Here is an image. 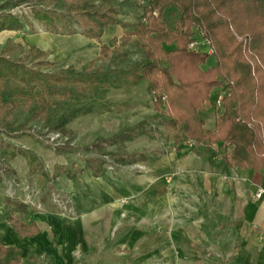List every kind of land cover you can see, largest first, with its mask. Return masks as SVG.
Here are the masks:
<instances>
[{
    "label": "trees",
    "instance_id": "trees-1",
    "mask_svg": "<svg viewBox=\"0 0 264 264\" xmlns=\"http://www.w3.org/2000/svg\"><path fill=\"white\" fill-rule=\"evenodd\" d=\"M136 1H141V13L133 22L122 20L116 6L96 0H37L30 16L0 5V32L23 31L31 25L30 17L54 32L61 16L52 7L67 9L89 40H100L109 27L122 29L113 38L117 45H101L99 55L81 71L71 66L46 71L50 53L34 44L8 39L0 45V121L22 104L59 129L91 112L95 99L110 89L145 82L167 141L192 143L193 150L206 148L212 156L221 154L228 165L264 168V0ZM197 40L203 44L190 49ZM130 45L140 51V60L118 68L98 65L112 58L111 50L118 53ZM205 45L210 54L202 51ZM209 56L215 62L203 68ZM209 107L220 111L212 130L204 127L201 116ZM17 154L34 167V155L19 149L10 157ZM57 173L70 174L62 168ZM30 214L23 201L4 199L2 216L21 236L37 232L33 220L26 222ZM0 264H22V251L0 241Z\"/></svg>",
    "mask_w": 264,
    "mask_h": 264
},
{
    "label": "crops",
    "instance_id": "crops-1",
    "mask_svg": "<svg viewBox=\"0 0 264 264\" xmlns=\"http://www.w3.org/2000/svg\"><path fill=\"white\" fill-rule=\"evenodd\" d=\"M70 182L77 217L31 212V236L5 219L23 238L50 231L75 246L82 237L85 251L101 254L51 264H264V197H255L264 168L228 165L221 154L169 141L147 160L81 169Z\"/></svg>",
    "mask_w": 264,
    "mask_h": 264
},
{
    "label": "rangeland",
    "instance_id": "rangeland-1",
    "mask_svg": "<svg viewBox=\"0 0 264 264\" xmlns=\"http://www.w3.org/2000/svg\"><path fill=\"white\" fill-rule=\"evenodd\" d=\"M96 2L116 6L119 17L127 22L135 21L141 13V1ZM0 5H8L7 11L12 13L30 16L37 0H0ZM51 11L61 16L56 19L57 30L51 32L30 17L32 23L23 31L0 32V45L8 39L34 44L50 53L51 64L46 71H62L70 66L81 71L99 55L101 45H117L113 38L122 34L120 27H109L100 40H89L83 36L78 20L67 9L52 7ZM68 29L74 33H69ZM205 46L202 51L210 54V49ZM110 56L112 58L97 61L98 65L126 67L141 59L140 51L134 45L120 48L118 53L111 50ZM214 62V57L209 56L203 68ZM211 96L214 100L213 93ZM95 103L91 112L75 116L59 129L39 120L22 104L10 117L0 121V229L5 226L4 230L1 229L0 241L22 251V264H51L52 259H99L101 254L97 248L85 251L82 237L75 246H70L68 237L62 239L50 231L31 238L19 236L2 216L6 197L23 201L33 214L51 211L65 219H73L78 215L72 197L73 187L77 185L70 180L81 169H97L103 165L112 170L118 165L129 166L133 160H147L167 148L169 141L165 139L162 116L156 114L145 82L112 88L96 98ZM219 114L220 111L211 107L201 113L204 127L212 130ZM19 149L36 157L33 168L20 154L10 157L12 151ZM59 168L67 169L70 174H58ZM31 254L32 258L29 257ZM93 255L97 256L94 258Z\"/></svg>",
    "mask_w": 264,
    "mask_h": 264
},
{
    "label": "built area",
    "instance_id": "built-area-1",
    "mask_svg": "<svg viewBox=\"0 0 264 264\" xmlns=\"http://www.w3.org/2000/svg\"><path fill=\"white\" fill-rule=\"evenodd\" d=\"M201 44H203V43H202V42L193 41V42H191V43L188 45V47H189L190 49H198L199 46H200ZM209 51H210V53L212 52L211 49H210ZM161 100L164 102V101H165V97L163 96V97L161 98ZM221 100H222V95H221V94H218L217 97H216V100H215V103H216L217 106L220 105ZM189 144L192 145L191 143H189ZM136 168H137V169H142V166L138 165V166H136ZM255 197H256V198H262V197H264V188H259V189L257 190V192L255 193Z\"/></svg>",
    "mask_w": 264,
    "mask_h": 264
}]
</instances>
